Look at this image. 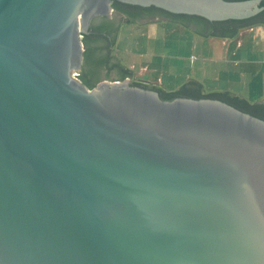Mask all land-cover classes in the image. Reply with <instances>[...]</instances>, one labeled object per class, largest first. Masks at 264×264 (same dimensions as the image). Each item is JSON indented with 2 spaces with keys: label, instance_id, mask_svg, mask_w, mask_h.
<instances>
[{
  "label": "water",
  "instance_id": "obj_1",
  "mask_svg": "<svg viewBox=\"0 0 264 264\" xmlns=\"http://www.w3.org/2000/svg\"><path fill=\"white\" fill-rule=\"evenodd\" d=\"M118 1L209 20L264 8ZM111 2L0 0V264H264V119L129 78L88 88L81 37Z\"/></svg>",
  "mask_w": 264,
  "mask_h": 264
},
{
  "label": "rangeland",
  "instance_id": "obj_2",
  "mask_svg": "<svg viewBox=\"0 0 264 264\" xmlns=\"http://www.w3.org/2000/svg\"><path fill=\"white\" fill-rule=\"evenodd\" d=\"M221 39H203L164 20L141 25L126 23L119 28L113 53L133 69L135 79L159 80L161 86L171 89L194 78L202 82L207 92L229 87L250 102L259 101L264 97V24L241 30L235 39V43L248 41V46L234 58L241 59L236 62L240 64L211 60L216 48L205 46H217L219 55H223L229 42ZM235 43L229 44L232 51ZM154 83L159 85L158 81Z\"/></svg>",
  "mask_w": 264,
  "mask_h": 264
},
{
  "label": "trees",
  "instance_id": "obj_3",
  "mask_svg": "<svg viewBox=\"0 0 264 264\" xmlns=\"http://www.w3.org/2000/svg\"><path fill=\"white\" fill-rule=\"evenodd\" d=\"M260 5L264 6V0H261ZM111 7L122 13L126 11L128 17L132 20L138 18L139 15L169 16L172 22L179 23L186 28H192L195 23L200 24L201 28H198L195 32L204 37L214 36L232 39L247 27L264 24V8L257 14L243 19L209 20L199 15L172 13L153 5L140 6L123 3L118 0H112ZM127 7H131L130 11L126 9ZM134 9L137 11H133ZM120 26L114 23V21H109L105 18L93 19L88 33L83 34L81 37L83 56L81 70L77 77L90 89L103 80L122 81L126 78H130L132 84L142 85L133 79V69L123 63L113 53ZM143 86L156 89L160 96L167 100L179 96L220 99L245 112L264 119V102H250L245 97L230 90L207 92L202 82L194 78H189L178 89L172 91L161 89L156 85L148 86L145 84Z\"/></svg>",
  "mask_w": 264,
  "mask_h": 264
},
{
  "label": "flooded vegetation",
  "instance_id": "obj_4",
  "mask_svg": "<svg viewBox=\"0 0 264 264\" xmlns=\"http://www.w3.org/2000/svg\"><path fill=\"white\" fill-rule=\"evenodd\" d=\"M112 3V2H111ZM128 11H130V9H131V7H127L126 8ZM133 11H137L136 9H134ZM152 17H154V18H160V19H162V20H164L165 22L166 21H169V22H172L171 20H170V17L169 16H165V17H163V16H150V15H145V16H138V18H135V19H130L129 17H128V15H127V12L125 11V12H120V11H117V10H115L114 8H112V10H111V12L109 13V14H103V15H99V16H97V17H95L94 19H101V18H105V19H107V20H109V21H114V23H116L118 26H120L121 24H120V22L118 21L119 19H129V21H131V23H135V22H138L139 20H143V19H145V18H152ZM153 18V19H154ZM172 23H175V24H178L179 26H181V27H184L183 25H181V24H179V23H176V22H172ZM184 28H186V27H184ZM198 28H201V25L200 24H194L193 25V27L192 28H187V29H189L190 31H192L193 32V34H195L196 36H198V37H200V38H203V39H209V38H218V37H214V36H207V37H204V36H201V35H199V34H197L195 31L198 29ZM221 39V38H220ZM223 39V38H222ZM134 73V72H133ZM132 77H134L133 76V74H132ZM130 79V78H129ZM135 81H137V82H139V83H141L142 85H148V86H155L156 84L155 83H153L151 80H146V79H140V78H133ZM189 79V78H188ZM131 80V79H130ZM186 82V81H185ZM184 82V83H185ZM159 85H156V86H158V87H160L161 89H165V90H168V91H172V90H175V89H178L181 85H179V86H177L176 88H173L172 90H169V89H167V88H165V87H163V86H161L160 85V83H158ZM149 88H151V87H149ZM211 92V91H210Z\"/></svg>",
  "mask_w": 264,
  "mask_h": 264
},
{
  "label": "crops",
  "instance_id": "obj_5",
  "mask_svg": "<svg viewBox=\"0 0 264 264\" xmlns=\"http://www.w3.org/2000/svg\"><path fill=\"white\" fill-rule=\"evenodd\" d=\"M237 38V36L235 37V38H232V39H221L222 41H224V40H228V46H226V50L224 51V54L223 55H219V53H220V50H219V48L217 47V46H214V45H207V46H205L206 48H216V55L215 56H213L212 58H211V60H214V61H218V60H221V59H225V60H227V62H228V64L229 63H231V64H233V65H235V64H240V63H236L237 61H239V60H241V59H234V58H238L236 55H237V53L238 52H240V50H242V48H246V46H248V41H244V39H241V41H237V43H235L236 42V39ZM230 43H235L236 45L234 46V48H235V50L234 51H232L231 50V46L229 47V44ZM204 47V46H203ZM200 49V48H199ZM201 50V49H200ZM231 51V52H230ZM243 51V50H242ZM229 55L231 56L230 58H229ZM219 56V57H218ZM155 82L156 81H158V83H160L159 82V80H154ZM154 81H153V83H154ZM166 88V87H165ZM173 88H171V89H169V90H172ZM223 90H230V91H232V92H235L236 94H238V95H241V93L240 92H238L237 90H234L233 88H224ZM219 91V90H218ZM261 99V98H260Z\"/></svg>",
  "mask_w": 264,
  "mask_h": 264
}]
</instances>
